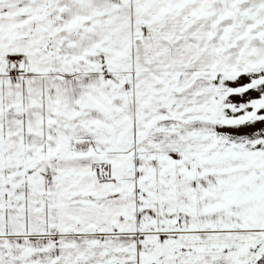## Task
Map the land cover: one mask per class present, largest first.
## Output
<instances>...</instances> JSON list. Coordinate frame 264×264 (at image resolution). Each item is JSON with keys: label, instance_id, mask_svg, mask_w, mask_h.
Masks as SVG:
<instances>
[{"label": "snow or ice", "instance_id": "1", "mask_svg": "<svg viewBox=\"0 0 264 264\" xmlns=\"http://www.w3.org/2000/svg\"><path fill=\"white\" fill-rule=\"evenodd\" d=\"M0 264H264V0H0Z\"/></svg>", "mask_w": 264, "mask_h": 264}]
</instances>
